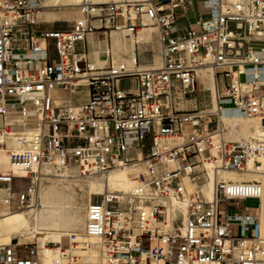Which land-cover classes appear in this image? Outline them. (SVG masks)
I'll list each match as a JSON object with an SVG mask.
<instances>
[{"label":"built area","instance_id":"2783aa9c","mask_svg":"<svg viewBox=\"0 0 264 264\" xmlns=\"http://www.w3.org/2000/svg\"><path fill=\"white\" fill-rule=\"evenodd\" d=\"M44 7L43 0H0V147L13 136L11 161L28 169L26 176L0 172V208L37 203L35 164L57 173L74 165L83 176L141 166L131 199L106 190L90 201L84 232L68 235L66 247L47 242L54 264H88L79 250L97 252L102 264H264V182L218 180L219 171L244 172L250 161L260 171L264 129L237 140L222 108L181 106L210 91L199 78L210 65L219 103L264 125V0H81L70 29L41 31ZM144 16L159 28L161 66L115 64L111 31L135 34ZM100 36L108 41L103 67L88 56L89 38ZM128 78L134 88L122 86ZM207 163L215 172L211 199ZM250 198L258 205L242 208ZM44 252L37 242L0 244V264H45Z\"/></svg>","mask_w":264,"mask_h":264},{"label":"bare ground","instance_id":"6f19581e","mask_svg":"<svg viewBox=\"0 0 264 264\" xmlns=\"http://www.w3.org/2000/svg\"><path fill=\"white\" fill-rule=\"evenodd\" d=\"M47 1L48 0H45V6L51 7L49 4H47ZM57 1L59 0H55V2ZM77 1L78 0H66L67 3L64 2L65 3L64 6H68V7L76 6L78 4ZM110 1L106 0V1H101V2H110ZM113 1H118V0H113ZM80 16H81V11H80ZM152 24H153V20L144 16V26L140 27L138 29V32L135 34H132L127 30L113 29L111 31V41H112L113 55H114L113 60L115 64L125 63L128 68H135V67L159 68L161 66L162 60H161L160 53L159 55H157L156 59L154 58V61L152 64L144 65L142 62L139 61L141 59V55L138 49L136 51V48H141L143 45L153 41V35H154L153 33L155 31V27H152ZM122 37L127 38V39L133 38L134 42L130 46H128L126 42L122 41L121 39ZM92 41L99 42L98 44L99 47H102L104 43L106 45L105 49H107L108 41L105 39H94L92 37H90L88 40L89 45H90V51H89L88 56L91 60V63L103 67V65L107 63L106 59L105 58H104L105 60L102 59L103 57L100 55L99 49L97 48V46L92 44ZM101 41H103V43H100ZM158 44L160 48L159 40H158ZM128 52L130 53L131 57L128 56L125 58V54ZM118 59L126 60V61L125 62L123 61L121 62V60L117 61ZM199 78H200V81L203 87L208 88L211 91V98H212L211 103H212L213 108L214 109L222 108L223 119L228 124L235 125L237 127V130L241 134V136L242 134L246 133V137L248 139H252L253 137H255L256 135H258L259 133L263 131L264 125L259 118L244 116L239 111L232 109V108H227L223 104L221 105L219 103L218 87H217L215 71L210 65L202 66L199 69ZM14 122L15 124H17L19 129H25L22 122L18 120ZM237 124H240V125H237ZM246 141H249V140H246ZM17 146L18 145H17L15 138L11 136L8 140L7 146L0 147V167L7 168V169L12 168L14 170L21 171V172H23L22 170L26 169L24 165L14 164L11 161V151L13 149H16ZM261 160H262V166H261L260 171H256L255 169H253V162L250 161L249 169L244 172H239V171L231 170V169H223L219 171L218 180L220 179H223L224 181L260 180L264 182V158H262ZM43 167L51 169L55 174H62L70 166L64 171H62L61 173H57L56 170L52 169L49 166H43ZM3 168H0L1 173L12 172L13 174H15L13 172L14 170L4 171ZM207 168L211 176V180L207 183V186L205 187V192H206L207 197L211 199L214 193L215 172L213 170V165L211 163H207ZM32 169H33V172L34 171L37 172V170L39 169V165L37 164L33 165ZM142 170L143 169L141 168V166H128L125 168L111 170L106 175H92V176H83L81 173L78 176L76 175L77 171H72L73 176L68 177V178H70L69 180H73L81 176L84 179H88V181L89 179L92 178V180H90L88 183L89 200H91V196L93 195V192H98V191L105 192L106 190L113 192L119 197L131 199L133 196V192L136 190V187L138 185L136 180L140 182V180L138 179V174ZM113 171H120V172L111 174ZM17 176H20V175H17ZM98 176L102 178H98ZM40 177L42 178V176ZM40 177H38L37 179L34 178L33 180L34 182H36V185H37L36 186V200H37L36 202L37 203L33 207L29 208L28 209L29 211H26V212L19 211V210H7V209L0 208V221H4L5 224H10L13 226L12 232L10 233V238H9L10 240H12L13 235L25 237V235L27 234H32V233L39 234L40 237H39L38 245L44 252V250H46L47 248L48 241L51 240L58 244L62 243L63 235L67 234L63 232V230L65 229L64 228L65 227L64 219L66 218L65 212L68 210H71L72 204L69 201L70 199L66 196V194L64 193L62 189H58L55 187H48V188L42 189L40 184H43L41 183V181L45 176L42 179ZM22 181L26 182L27 180H22ZM40 196L42 197L41 198L42 200H40ZM262 208H264L263 204H262ZM179 210L184 215V218L186 219L187 218L186 205L180 204ZM17 221H19L18 224L21 223L23 226V229L21 231L15 228L16 226H18L16 224ZM79 223L81 222L78 221V224ZM0 235L2 236L4 235V232L1 229H0ZM3 238H4L3 240L5 241H0V244L10 243V241L6 239L5 235L3 236ZM93 255H94V258L92 256V258L89 261L85 257H83V260L84 261L86 260L88 264H102V260L98 257V253L94 252ZM53 257H54V254L50 252L49 250L46 253L44 252L43 253L44 263L54 264ZM162 263H163L162 261H153V264H162Z\"/></svg>","mask_w":264,"mask_h":264},{"label":"rangeland","instance_id":"374dc122","mask_svg":"<svg viewBox=\"0 0 264 264\" xmlns=\"http://www.w3.org/2000/svg\"><path fill=\"white\" fill-rule=\"evenodd\" d=\"M98 1H106V0H98ZM110 1V0H107ZM113 1V0H111ZM66 2V0H59L57 2H55V0H48L47 4H49L51 7H47L45 6L44 8H42L40 10V13L38 14V21L40 20V22L38 23V30L44 31V30H52V29H56V28H60L62 30H66V29H70L74 20H76L77 18L80 17V11L79 8L76 6L73 7H68V6H64V4ZM78 4L80 3V0L77 1ZM43 3L45 5V0H43ZM56 6V7H54ZM197 10H190L188 12V18L190 21L194 22L197 19ZM186 14L180 15V17H185ZM47 17V18H46ZM45 18V19H43ZM43 21V22H42ZM152 27H155V31H154V35H153V44L151 45H144L143 48H138V51L141 55V59L139 60L140 62H142L144 65H150L153 63L154 61V55L155 54H159L160 53V48H159V44H158V40H159V28H157V24L155 22H153ZM101 38L99 39H106L104 36H100ZM135 38V37H134ZM122 41L126 42L128 46H130L133 42L134 39H127V38H121ZM100 41V40H99ZM97 46V45H96ZM97 48L99 49V51L101 52L102 50H105L106 45L103 47H99L97 46ZM116 52V51H115ZM50 54L52 57L56 56V50L55 47L53 45H51L50 48ZM127 54V55H126ZM125 54V58L126 57H131L130 53H126ZM117 58V57H116ZM103 60H105L104 58H102ZM121 59H118L117 61H120ZM125 62L126 60H121V62ZM107 64V63H106ZM106 64H104L103 66H106ZM83 65V64H82ZM222 70H218V73H221ZM228 83L224 78L220 79V85L222 87L226 86ZM122 86L123 87H130V88H134L135 87V80L133 78H128V79H123L122 80ZM196 93H194L193 95H195ZM197 94H200L202 96V101L204 102V104L207 105L206 108H211V93L210 91H198ZM75 101L78 102L81 99L85 98V94L83 93H77L74 95ZM253 119V118H252ZM226 122V121H225ZM227 123V122H226ZM228 124V123H227ZM240 125V124H237ZM230 129H229V136H231L234 139L237 140H251L248 139L246 137V133L245 134H241L239 133V131L237 130V127L233 124H229ZM245 135V136H244ZM147 147L144 148L145 152H147L149 150V146L151 144V140L148 139L144 142ZM3 168V167H0ZM4 171H8V170H14L12 168H3ZM14 170L13 172L17 175L20 176H26V174L28 173V169H24L21 171H17ZM40 171V174L42 176V181L40 184V186L42 187V189L48 188V187H55L58 189H62L64 191V193L66 194V196L70 199L69 201L71 202V210H68L65 212V229L63 230L64 234L63 235V241L62 244L64 247L67 246L68 244V235L73 233V232H84L85 229V225L87 222V208L89 205V202L91 200H100L101 199V193L103 191H98V192H93V195L91 196V200H89V187H88V183L91 179H84L81 176L77 179H73V180H69L71 177L73 176V172L72 171H77L76 175H80L79 172V167L78 166H70L65 172H63L62 174H55L51 169L49 168H44V167H40L37 170V172ZM20 172V173H19ZM36 172V171H35ZM120 171H113L111 174L113 173H119ZM45 174V175H44ZM64 176V177H62ZM39 177V176H38ZM67 178V180H66ZM96 178V177H94ZM93 178V179H94ZM98 178H102L100 176H98ZM104 178V177H103ZM132 179V178H131ZM87 180V181H86ZM135 180V179H133ZM104 181V180H102ZM137 183H139V181L136 180ZM27 182L24 181H18V186H24L26 185ZM43 185V186H42ZM68 187V188H67ZM41 189V190H42ZM43 191V190H42ZM42 197L40 196V200ZM245 205L247 206H257L258 205V200L257 199H247L246 201L242 202V208L245 207ZM224 207V206H223ZM19 211H29L28 209H17ZM235 210H231V212H234ZM78 221L81 222L78 224ZM19 221L16 222V224L19 226H16L15 224V228H17V230L19 229L20 231L23 229V226L21 223L18 224ZM83 222V223H82ZM4 221H0V229L4 232V235L6 237V239L8 241H10V243H33V242H39V237L40 235L37 233H32V234H27L24 236H16L13 235L12 240H10V233L12 232V228L13 226L10 224H5ZM7 225V226H6ZM234 233H236L237 228L233 227ZM3 235V236H4ZM2 235H0V241H5L3 240ZM48 242H53V241H48ZM55 243V242H54ZM79 254H83L82 256L87 258V260L89 261L92 256L94 258L93 253L90 254L89 256H86L87 254L82 252L81 250L78 251ZM164 264V263H162Z\"/></svg>","mask_w":264,"mask_h":264},{"label":"crops","instance_id":"0c3cea01","mask_svg":"<svg viewBox=\"0 0 264 264\" xmlns=\"http://www.w3.org/2000/svg\"><path fill=\"white\" fill-rule=\"evenodd\" d=\"M43 19H45V18H43ZM179 19H180L179 24L182 25L183 23H185L184 18L181 17V18H179ZM39 22H40V20H39ZM42 22H43V21H42ZM37 27H38V26H37ZM56 29H60V28H56ZM100 43H103V41H101ZM92 44H94L95 46H96V45L98 46L99 42H97V41H92ZM151 44H153V41H151L150 43H147V44H145V45H151ZM103 46H105L104 43H103ZM103 46H102V47H103ZM143 47H144V45H143L141 48H143ZM141 48H140V49H141ZM137 49H138V48H136V51H137ZM157 55H159V54H155V55H154V58H155V59H156ZM61 95H62L64 98H69V99L73 100V102H75V103H79V102H82V101L86 100V97H85V98L81 99L80 101L76 102V101H75V98H74V95H73V94H70V93H67V92H62ZM181 106H182L183 108L188 109V110H193V109H203V108H206V107H207V105L204 104V102L202 101V96H201L200 94H197V93H196L195 95L190 94V95L186 96L185 99L182 101Z\"/></svg>","mask_w":264,"mask_h":264}]
</instances>
